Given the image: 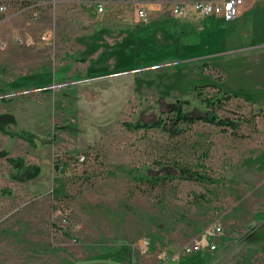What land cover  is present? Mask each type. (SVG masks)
Here are the masks:
<instances>
[{"label":"rangeland","instance_id":"obj_1","mask_svg":"<svg viewBox=\"0 0 264 264\" xmlns=\"http://www.w3.org/2000/svg\"><path fill=\"white\" fill-rule=\"evenodd\" d=\"M0 13V126L16 133L0 132V153L41 166L15 180L0 156V264H264V117L254 115L264 49H248L259 42L250 16L217 20L193 41L167 26L127 55L112 38L119 51L106 59L79 52L77 39L20 43L9 21L29 12ZM199 85L202 97L236 94L219 113L242 120L237 132L201 121L170 139L129 126L179 108L203 114ZM159 160L206 178L177 177L159 201L161 189H135L165 172Z\"/></svg>","mask_w":264,"mask_h":264},{"label":"crops","instance_id":"obj_2","mask_svg":"<svg viewBox=\"0 0 264 264\" xmlns=\"http://www.w3.org/2000/svg\"><path fill=\"white\" fill-rule=\"evenodd\" d=\"M196 1L200 0H32L37 6L33 12H29L30 16L22 14L9 22L17 30V36L30 38L33 43H54L56 38L77 39L84 47L79 52L88 55L99 53L106 55L107 59L119 51L121 43L112 42V38L122 39V54H128L137 45V37L146 40L158 38L161 32L163 34L167 30V26H174L183 38L193 41L197 32H205L217 20L225 19L220 15H207L197 11L202 15L197 23L194 21L193 9H187L183 14H175L173 11L176 4L186 3L192 8ZM100 5L104 7L102 11L99 10ZM140 10L144 11V16L140 15ZM238 16H250L254 22L253 31L259 32V42L248 49H264V0H243L236 17ZM15 21L21 25L15 24ZM137 22L139 26V23L144 24L138 30ZM248 30L245 32H249ZM47 33L51 35L42 39ZM180 47H184L183 43ZM47 74L41 73L39 76L45 79L44 77L50 76Z\"/></svg>","mask_w":264,"mask_h":264},{"label":"trees","instance_id":"obj_3","mask_svg":"<svg viewBox=\"0 0 264 264\" xmlns=\"http://www.w3.org/2000/svg\"><path fill=\"white\" fill-rule=\"evenodd\" d=\"M1 1V0H0ZM13 8L18 6L29 4L26 0H13ZM36 9V8H34ZM4 17L3 13H0V20ZM205 85H199L195 87L198 91L200 97H202V89ZM226 90L219 89L218 93L213 95H205L202 97L203 103L205 104V111L203 114L194 115L186 112L182 108L177 110H171L167 116L160 117L158 120L152 123H141L137 122L134 124H129L132 128H158L163 131L170 139H177L185 134L187 129L197 122H207L214 124L223 129H231L233 132H237L241 127V119L230 118L219 113L220 110H224L226 105L231 100V97L235 96ZM255 117H264V106L256 112ZM244 119V118H242ZM250 121L247 118L246 122ZM0 132L8 134L10 136L16 135V133L8 130L5 126H0ZM30 139V138H27ZM0 156H5L9 163L13 167L11 177L15 180L26 181L38 176L41 173V166L36 164H26L22 157H13L9 155V152H1ZM160 169L165 170L164 173L158 172L149 175L145 180L135 186V189L140 193L153 196V192L161 189L162 195L157 198L159 201L164 200V196L169 189L174 185L175 178L179 177L182 179H205V175L192 170L188 165L181 162H173L171 160L163 161L159 160L158 163ZM164 167V168H163ZM61 171L64 169V164L61 165ZM161 171V170H160Z\"/></svg>","mask_w":264,"mask_h":264},{"label":"built area","instance_id":"obj_4","mask_svg":"<svg viewBox=\"0 0 264 264\" xmlns=\"http://www.w3.org/2000/svg\"><path fill=\"white\" fill-rule=\"evenodd\" d=\"M29 2V4L18 6L16 8H13V0H1L0 1V12H10L12 11L11 15H19L22 13L27 12H33L35 7L37 6L32 0H26ZM243 4V0H200L195 2V8L197 11L203 13V14H216L223 16L225 19H233L235 18L239 10ZM103 5L99 6V10H103ZM188 5L186 3L183 4H176L173 8V11L175 14H183L187 11ZM141 16H144V11H139ZM51 33H47L42 37V39H46L49 37ZM17 41L22 43L24 40L21 36H17ZM27 42H32V39L28 38ZM7 45L6 40L0 39V47L5 48ZM222 231V228L218 225L210 227V229L207 232L208 236H217ZM148 241H144L141 244V247H146L148 245ZM203 242L199 241L195 244V248L199 249L202 247ZM211 248L215 249L217 247L216 244H210ZM194 247L188 248L189 250H192Z\"/></svg>","mask_w":264,"mask_h":264},{"label":"flooded vegetation","instance_id":"obj_5","mask_svg":"<svg viewBox=\"0 0 264 264\" xmlns=\"http://www.w3.org/2000/svg\"><path fill=\"white\" fill-rule=\"evenodd\" d=\"M0 120H1V118H0ZM0 122H2V121H0ZM0 124H2V123H0Z\"/></svg>","mask_w":264,"mask_h":264}]
</instances>
